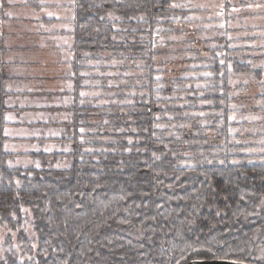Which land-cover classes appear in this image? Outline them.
<instances>
[{
  "label": "trees",
  "instance_id": "16d2710c",
  "mask_svg": "<svg viewBox=\"0 0 264 264\" xmlns=\"http://www.w3.org/2000/svg\"><path fill=\"white\" fill-rule=\"evenodd\" d=\"M186 2L73 0L71 90L1 85L0 264H264V38Z\"/></svg>",
  "mask_w": 264,
  "mask_h": 264
},
{
  "label": "crops",
  "instance_id": "0c3cea01",
  "mask_svg": "<svg viewBox=\"0 0 264 264\" xmlns=\"http://www.w3.org/2000/svg\"><path fill=\"white\" fill-rule=\"evenodd\" d=\"M27 1L0 0V87L4 84V92L9 91L8 89L13 90L11 88L14 85L10 83L13 78L15 79L13 83L18 82L14 86L16 95L28 93L38 97L39 93L36 94L25 89L28 83L31 84L37 80L34 74L31 75L34 73L32 66L36 62L32 59L31 61L27 60L26 53L34 52L35 48L36 51L45 48L64 51L60 50L58 37L70 38V20L73 14L70 6L73 0H37L41 5L39 9L27 7ZM206 1L208 0H195V8L206 9L207 5H203V2ZM211 2L212 18L214 21H218L219 25L226 24L231 27L233 20L242 21L244 19L248 24H244L242 28H237L239 30V33H236L238 36L264 38V34L262 36L261 34H253V31L259 30L257 28L254 30V27L250 26V20L260 15L263 16L264 10L260 13L248 11L254 10L253 7L256 4L264 5V0H211ZM248 5H252V7H248ZM217 15H219L218 18L215 17ZM31 55V58L35 56L34 53ZM64 81L68 83V80L64 79ZM50 94H56V92ZM28 99L37 98L29 97ZM19 101L23 104L21 100ZM4 116L8 117L9 115L5 113Z\"/></svg>",
  "mask_w": 264,
  "mask_h": 264
},
{
  "label": "rangeland",
  "instance_id": "374dc122",
  "mask_svg": "<svg viewBox=\"0 0 264 264\" xmlns=\"http://www.w3.org/2000/svg\"><path fill=\"white\" fill-rule=\"evenodd\" d=\"M187 4H190L192 9H195L196 11L198 10V14L196 13L195 15V19L198 21L199 26L201 29H206L207 28V24L204 23H208L210 21H213L212 15H211V6H212V2L211 0H208L206 2H203V5L206 6V9H196L195 8V0H186ZM254 10H248L251 11L252 13H260L262 10H264V7L262 8H257V7H253ZM251 8V9H253ZM65 12V11H64ZM215 17H219V15L215 16ZM216 20V19H215ZM244 20V19H243ZM241 21V20H233V22H231L233 28H242L244 27V24H248L246 23V21ZM248 21V20H247ZM249 22V21H248ZM251 24V25H250ZM250 26L257 28L259 31H253V34H264V15H260L257 16L256 18H253L250 20ZM214 25V24H213ZM217 25V24H216ZM248 26V25H247ZM213 27H217L219 28L220 26H213ZM238 28V29H239ZM208 29V28H207ZM204 36V34H201ZM257 35V36H259ZM59 38V45L60 48H69L72 45V38H68V37H58ZM66 39V40H64ZM68 39V40H67ZM63 40V41H61ZM53 41V40H52ZM54 42V41H53ZM65 42V43H63ZM259 43V42H258ZM65 44V45H63ZM68 45V46H67ZM62 50V49H60ZM34 52H28L26 53V59L30 60L31 59L33 61H35V65L32 66V68H34V73H32L31 75L33 76V74L37 77L36 81L31 83V84H27L26 88L27 90H30L36 94L41 92H45V93H62L64 91H70L71 90V83L68 80V83H65L64 79H66L65 77H69L70 76V61H71V55L67 52V51H56L54 48H45L43 50H39L36 51V48L33 50ZM32 53L35 54V58H31L32 57ZM29 69V68H28ZM42 80V81H41ZM253 92H255V90H253ZM253 92L248 93L249 95H254ZM39 101L40 98H38ZM36 100V102L38 101ZM22 103H26V102H32L31 99H24L21 100ZM24 117L28 118L29 120L32 119H37V114H33V113H25ZM255 117V116H254ZM5 119L7 120H12L14 119L13 114H9V116ZM4 133L5 135L8 137L9 141L7 142L6 146L8 147L9 150H11L13 153L15 154H28L30 152H34V150H37V144L36 143H31L29 142V138H39L41 135V131L35 129V128H26V127H6L4 128ZM46 134H58V130L57 129H52V130H47ZM16 139V140H15ZM23 139H26V141H23ZM21 140V141H18ZM58 148V144L55 143H49L46 145V148L44 151L48 152L50 150H57ZM23 152V153H20ZM54 152V151H53ZM35 164L36 166L38 165V162H31V160L29 158H24V157H18L16 158V162L15 165H29V164ZM39 166V165H38ZM37 166V167H38Z\"/></svg>",
  "mask_w": 264,
  "mask_h": 264
},
{
  "label": "water",
  "instance_id": "95a60500",
  "mask_svg": "<svg viewBox=\"0 0 264 264\" xmlns=\"http://www.w3.org/2000/svg\"><path fill=\"white\" fill-rule=\"evenodd\" d=\"M183 264H248L234 260H192Z\"/></svg>",
  "mask_w": 264,
  "mask_h": 264
},
{
  "label": "snow or ice",
  "instance_id": "6c2138e0",
  "mask_svg": "<svg viewBox=\"0 0 264 264\" xmlns=\"http://www.w3.org/2000/svg\"><path fill=\"white\" fill-rule=\"evenodd\" d=\"M10 2H11V0H10ZM171 7H180V5H178V4H172V5H170ZM248 7H252V5H248ZM255 7H257V8H262V7H264V5H262V4H256L255 5ZM221 63H223V61H221ZM205 75H209V73H205ZM157 79H159V77H157ZM262 83H264V82H262ZM70 87H71V85H70ZM80 95L83 97V96H85L86 94L84 93V92H81L80 93ZM83 102V101H82ZM83 131V130H82ZM38 166V165H37ZM177 236H180V233L178 232L177 233ZM182 238V237H181ZM194 251L196 250V249H193ZM210 250V249H209ZM177 264H179V262H177Z\"/></svg>",
  "mask_w": 264,
  "mask_h": 264
}]
</instances>
